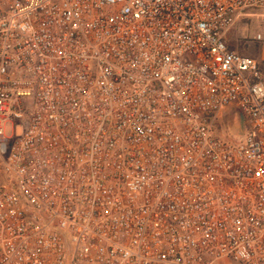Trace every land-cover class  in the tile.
Returning a JSON list of instances; mask_svg holds the SVG:
<instances>
[{"label":"built area","instance_id":"built-area-1","mask_svg":"<svg viewBox=\"0 0 264 264\" xmlns=\"http://www.w3.org/2000/svg\"><path fill=\"white\" fill-rule=\"evenodd\" d=\"M257 19L264 0H0V264H264V56L228 46Z\"/></svg>","mask_w":264,"mask_h":264},{"label":"rangeland","instance_id":"rangeland-1","mask_svg":"<svg viewBox=\"0 0 264 264\" xmlns=\"http://www.w3.org/2000/svg\"><path fill=\"white\" fill-rule=\"evenodd\" d=\"M257 32H261L264 35V22L259 19L254 20L253 23L250 25H238V27L232 32V38L243 49V39H251L252 36L255 35ZM234 35L239 38L234 37ZM248 50L253 53L259 50L260 55L263 54L264 51V49L260 45H257L255 43L250 46ZM244 130L245 123L243 115L233 110L226 113L222 123L216 124V131L218 132L219 136H222L225 139L229 138L235 140L243 134Z\"/></svg>","mask_w":264,"mask_h":264},{"label":"crops","instance_id":"crops-1","mask_svg":"<svg viewBox=\"0 0 264 264\" xmlns=\"http://www.w3.org/2000/svg\"><path fill=\"white\" fill-rule=\"evenodd\" d=\"M232 32L229 33V38H228V46L231 50H235V51H238L240 53H244V54H248V55H251V56H255L257 58H262V56H264V52L263 54L260 55V51L257 50L256 52H251L250 50H246V49H242L241 46H239L232 38ZM259 51V52H258Z\"/></svg>","mask_w":264,"mask_h":264}]
</instances>
